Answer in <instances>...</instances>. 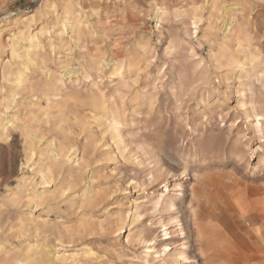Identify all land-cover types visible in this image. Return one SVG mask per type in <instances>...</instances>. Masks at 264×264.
I'll return each instance as SVG.
<instances>
[{
  "label": "rangeland",
  "instance_id": "374dc122",
  "mask_svg": "<svg viewBox=\"0 0 264 264\" xmlns=\"http://www.w3.org/2000/svg\"><path fill=\"white\" fill-rule=\"evenodd\" d=\"M0 117V264H203L214 249L264 264V202L237 233L189 209L192 184L205 202L213 179L264 186V0H0ZM27 134L43 135L32 155ZM181 189L178 212L155 204Z\"/></svg>",
  "mask_w": 264,
  "mask_h": 264
},
{
  "label": "bare ground",
  "instance_id": "6f19581e",
  "mask_svg": "<svg viewBox=\"0 0 264 264\" xmlns=\"http://www.w3.org/2000/svg\"><path fill=\"white\" fill-rule=\"evenodd\" d=\"M73 1V0H71ZM75 2V1H74ZM92 2V1H91ZM71 3V2H70ZM73 3V2H72ZM81 4V3H79ZM84 6V5H83ZM99 6V5H98ZM88 8V7H87ZM95 9V7H94ZM182 7H180L178 10H175V14H178V16L180 15H184V13H181V10ZM93 10V8H92ZM76 11V10H75ZM94 11V10H93ZM96 11V9H95ZM171 12V10L168 8L167 5H158V8H157V13L160 14V21H163L165 19V16H167L169 13ZM180 12V13H179ZM193 13V17H195L194 15V12L193 10L191 11ZM75 13V12H74ZM186 14V13H185ZM29 16V15H28ZM67 19V18H66ZM69 19V18H68ZM67 19V20H68ZM66 20V21H67ZM30 19L29 17H27V15H23V16H16L14 17L13 19V23H15L17 26H18V29L17 31H15L12 36H13V39H17L19 37H23V35H26L27 32H25L26 30H24V28H19L20 26H22V24H25L27 22H29ZM32 21V20H31ZM77 21V20H75ZM78 22V21H77ZM73 24H75L73 22ZM77 25V24H76ZM24 26V25H23ZM26 26V25H25ZM24 26V27H25ZM74 25H72L73 27ZM26 28V27H25ZM80 28V27H79ZM76 29H78L76 27ZM38 35H36V33H31L29 32L27 37H26V40H27V52L25 53V56L27 59H29V61L32 59V48L33 47H43L40 45L39 43V40ZM24 41V40H23ZM22 41V42H23ZM42 43V42H41ZM21 44V43H20ZM21 46V45H20ZM16 47V46H13V48ZM19 47V46H18ZM17 47V48H18ZM22 47V46H21ZM24 47V46H23ZM16 48H14V51H15ZM23 49V48H22ZM35 49V48H34ZM17 51L19 49H16ZM21 50V49H20ZM19 50V51H20ZM13 51V50H12ZM16 51V52H17ZM25 51V50H24ZM23 51V52H24ZM37 51V50H36ZM36 55V54H35ZM34 60V59H32ZM120 72V71H119ZM120 74V73H118ZM65 76V75H64ZM51 78V77H50ZM54 78V77H53ZM18 79V77H17ZM20 79V78H19ZM52 80V78H51ZM56 80V79H55ZM17 81V80H16ZM18 82V81H17ZM20 84V83H19ZM50 84V83H49ZM245 92V91H244ZM52 96V95H51ZM49 102V101H48ZM50 104V103H49ZM56 105V104H55ZM58 105V104H57ZM69 105V104H68ZM67 106V105H65ZM50 106H48L49 108ZM53 107V106H51ZM51 107L49 109H51ZM56 107V106H55ZM57 108V107H56ZM61 108V107H60ZM40 109V108H39ZM69 110V109H68ZM58 111V110H57ZM51 112H54V109L51 111ZM56 113V112H55ZM54 113V114H55ZM60 113V112H59ZM101 113V112H100ZM46 113H44L45 115ZM57 114V113H56ZM69 114V112H68ZM67 116H70L68 115ZM47 117V116H46ZM56 117V115H55ZM101 117V116H100ZM99 117V118H100ZM48 118V117H47ZM61 118V117H60ZM102 118V117H101ZM57 120V119H56ZM102 120V119H101ZM1 121L3 122L4 120L0 117V136H5L6 135V127L5 126L6 124L4 125H1ZM63 121V120H62ZM105 121V120H103ZM107 122V121H106ZM106 122L104 124H106ZM59 123V122H58ZM57 123V124H58ZM117 123V122H116ZM120 123V122H119ZM117 123V125H121V123L119 124ZM35 124V123H34ZM36 125V124H35ZM58 126V125H57ZM59 127V126H58ZM112 127V126H111ZM32 129V128H31ZM40 129V128H39ZM38 129V130H39ZM114 129V126L112 127L111 131H113ZM36 131V130H35ZM41 131V130H40ZM64 132V131H63ZM119 132H120V129L118 126H116L115 128V134L116 135H119ZM32 133V132H31ZM42 133V132H41ZM40 133V134H41ZM111 133V132H110ZM34 134V132H33ZM39 134V135H40ZM28 137L30 139H28V146H27V149L30 150L31 152V155L33 154L32 151H35L36 148H35V143L37 142V138L38 137H34V136H31L30 134H27ZM112 136V135H111ZM43 137V135L41 136ZM40 137V138H41ZM113 137V136H112ZM115 138L117 136H114ZM120 137V136H119ZM2 138V137H1ZM38 138V139H40ZM114 138V139H115ZM66 139V138H65ZM54 141V140H53ZM59 141V139H58ZM67 142V141H66ZM48 143V142H47ZM63 144V143H62ZM53 146V145H52ZM58 146V145H57ZM71 146V145H70ZM51 147V145H50ZM35 148V149H34ZM68 148V147H67ZM54 149V148H53ZM65 149V148H64ZM47 150V149H46ZM49 150V149H48ZM47 150V151H48ZM57 151H53V155H51V159L48 158L49 160H53L55 162H57L58 164H61V157H65V159H68L71 157V154L70 151L72 150V146L69 147L67 150H63V149H55ZM43 151V150H42ZM52 151V150H51ZM50 151V152H51ZM49 152V151H48ZM55 152V153H54ZM47 153V152H46ZM52 153V152H51ZM41 154H43L41 152ZM40 154V155H41ZM73 155V154H72ZM47 156V155H46ZM44 157V156H43ZM72 159V158H71ZM43 160V159H42ZM45 160V159H44ZM63 161V159H62ZM72 161V160H71ZM65 162V161H64ZM69 162V161H68ZM65 164V163H64ZM46 165V164H45ZM46 167V166H45ZM50 167V166H49ZM51 168V167H50ZM53 168V167H52ZM52 171V170H51ZM51 171H47V172H51ZM51 174V173H50ZM50 174H43L45 178V182L46 184H49L51 183V177L53 176V173L51 174L52 176H50ZM233 177V176H232ZM53 178V177H52ZM177 182V181H176ZM66 183V182H65ZM178 185H181V182L178 181L177 182ZM46 186V185H45ZM49 186V185H48ZM210 188H211V191L208 192L209 196H208V199L205 201H202L201 199V191H200V188L197 186V185H194L192 184L191 188H190V200H191V203L192 201H196L198 203V206L197 209L194 207L193 208V205H190V211H191V216L193 217V220L192 221H195L197 218L201 217L202 216V212L201 211H204L207 215L211 216V217H214L218 222H221V221H228V227H229V230L232 232V233H237L240 229V226H239V222L241 219H244L245 218H249L245 220L244 222V228L246 229V226H249V230L251 231L252 230V224H251V219L253 221L255 220H259V218L257 217V203L258 202H264V186L261 187V186H257L255 185L254 183H251V182H240L236 179H233L232 181L230 182H226V181H223L222 179H213L211 182H210ZM174 190H178V188H175ZM171 193V192H170ZM46 191H43L41 189H32V190H29L28 191V194H27V197H29V200L32 201H42L43 199L45 198H49V197H46ZM98 195V194H97ZM50 196V195H49ZM93 196V195H92ZM184 196V192L183 190L181 189L180 190V195L178 198H173V199H168V195L166 193H160L156 198V201H155V204L156 205H159V203L161 201L164 202V206L169 208V209H172L174 211H179V204L181 202V197ZM87 197V196H86ZM97 197V196H96ZM92 198V197H91ZM50 199V198H49ZM48 199V200H49ZM85 199V198H84ZM83 200V199H82ZM90 200V199H89ZM97 200V199H96ZM100 200V199H99ZM33 201V202H34ZM36 201V202H38ZM86 203V202H85ZM88 203V202H87ZM190 203V204H191ZM84 204V203H83ZM95 204V202H94ZM93 204V205H94ZM137 205V204H136ZM138 206V205H137ZM136 206V207H137ZM128 213V212H127ZM126 213V214H127ZM138 213V212H137ZM139 216V214H136ZM24 216V215H23ZM173 219L176 221V222H180V219H179V216L178 214L175 213V215H173ZM22 217V216H21ZM26 218V217H24ZM30 219V216L28 217ZM23 219V218H22ZM27 220V219H24V221ZM42 220V219H41ZM23 221V220H22ZM28 222L30 220H27ZM37 221V220H35ZM40 221V220H39ZM46 221V220H45ZM129 221H130V217L129 215L127 214L126 216L122 217L121 220H120V225H119V233H123L125 231H127V226L129 224ZM33 222V221H32ZM35 223V222H34ZM33 223V224H34ZM37 223V222H36ZM32 224V225H33ZM39 224V223H38ZM38 224L37 226H35V229L36 227H38ZM41 224V223H40ZM45 224V222H44ZM42 224V225H44ZM48 225V224H47ZM46 225V226H47ZM27 227V225H25ZM44 227V226H43ZM42 227V229H43ZM37 230V229H36ZM39 230L41 231V229L39 228ZM40 233V232H39ZM47 233V232H45ZM169 233V232H167ZM165 233V234H167ZM48 234V233H47ZM81 234V233H80ZM37 235V234H36ZM170 235V233H169ZM169 235H166L165 239L164 240H167L168 238H170ZM75 236V235H74ZM146 242H150L151 244V240H147ZM186 241L184 240L181 244H182V254L184 255V259L186 260H189L190 257L187 256V252L185 251V248H188L186 246ZM161 249H159L158 252H161L160 250H165L167 248H169V243H164L162 245H160ZM159 246V247H160ZM158 247V246H157ZM30 248V247H29ZM33 248V247H32ZM28 249V248H27ZM89 249V248H88ZM87 249V251H88ZM44 250V249H43ZM42 250V251H43ZM90 250V249H89ZM146 252L147 253V256H150L151 254L149 253L150 250H151V247H147L146 248ZM49 251V250H48ZM199 253L201 251L202 253V256H204L202 258V261H203V264H239L238 263V260H239V255H240V250H221V249H214L213 251H208V250H198ZM47 253V251H45ZM91 252V250H90ZM156 253V252H155ZM154 253V254H155ZM42 254V253H41ZM52 254V253H51ZM50 254V255H51ZM61 254V252H60ZM75 254V253H74ZM72 254V255H74ZM88 254V252H87ZM164 254V253H163ZM62 255V254H61ZM63 255L65 256L64 258H68L66 257V255L63 253ZM69 255V254H68ZM88 255H91V254H88ZM76 256V255H75ZM74 256V257H75ZM156 256V255H155ZM42 257V256H41ZM49 257V256H48ZM58 257V256H57ZM56 257V258H57ZM70 258L72 259L73 261V258ZM158 257V256H156ZM61 258V257H60ZM77 258V257H76ZM45 259V258H44ZM63 259V257H62ZM69 259V260H70ZM75 259V258H74ZM65 260V259H64ZM249 264H252V257H251V254L250 256H248L247 258ZM57 261V260H56ZM77 261V260H76ZM71 262V261H70ZM188 262V261H187ZM73 263V262H72ZM43 264V263H42Z\"/></svg>",
  "mask_w": 264,
  "mask_h": 264
}]
</instances>
